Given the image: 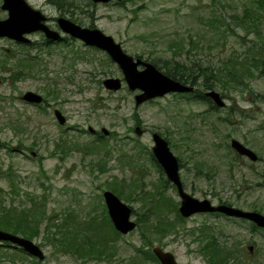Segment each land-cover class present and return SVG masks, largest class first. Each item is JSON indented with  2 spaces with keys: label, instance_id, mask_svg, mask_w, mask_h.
I'll return each mask as SVG.
<instances>
[{
  "label": "rangeland",
  "instance_id": "374dc122",
  "mask_svg": "<svg viewBox=\"0 0 264 264\" xmlns=\"http://www.w3.org/2000/svg\"><path fill=\"white\" fill-rule=\"evenodd\" d=\"M29 2L50 17L49 24L57 30V17H74L77 23L113 36L135 58H177L187 63L200 59L226 77L230 74L225 65L230 68L237 58L244 60L246 52L250 57L262 40L258 31L264 36L260 0H127L124 4L74 0L75 16L64 10L67 5L61 9L51 0ZM1 4L2 0L0 19H5L8 12ZM27 37L29 44L0 37V206H17L18 215H24L23 210L41 213L40 232L33 240L44 250L45 259L39 261L10 246L2 264H122V259L159 264L142 259L138 228L119 239L122 248L111 262L86 261L57 250L45 238L47 227L55 230L51 217L83 222L105 214L103 191H112L107 185L116 179L127 184L119 197L144 214L143 192L155 191L166 178L151 158L153 132L172 143L189 193L264 214V98L255 95L264 94V72L250 81L254 93L232 85L216 87L226 93L223 108L213 109L208 101L180 93L136 106L140 90H131L125 81L119 90L104 85L112 76L123 79L122 70L105 51L70 36L49 43L42 32ZM13 57L35 62L22 72ZM26 91L43 95L45 104L24 101L21 96ZM55 109L66 117L64 124L58 123ZM232 139L253 149L259 158L240 155L231 147ZM127 194L136 199L130 202ZM165 194L179 208L174 184H167ZM149 217L153 224L162 218L175 222L165 236L155 235L150 248L158 245L171 251L180 264H210L202 251L206 238L201 228L217 234L220 246L234 252L228 264H264V229L250 221L221 213L177 221L172 205H161Z\"/></svg>",
  "mask_w": 264,
  "mask_h": 264
},
{
  "label": "trees",
  "instance_id": "16d2710c",
  "mask_svg": "<svg viewBox=\"0 0 264 264\" xmlns=\"http://www.w3.org/2000/svg\"><path fill=\"white\" fill-rule=\"evenodd\" d=\"M51 1L55 2L61 9L67 5L64 10H70L71 14L75 16L72 7L74 6V0H71V2L68 0ZM260 3L264 6V0H260ZM73 18L74 17H72V19ZM75 18L79 19L80 17ZM255 24L258 26L257 23ZM258 32L257 35L262 39L261 42H259L260 46L255 47L254 51L250 52L252 54L250 57L246 55L248 53L246 52L244 60L241 59L239 61L237 58L236 62L230 68L228 65H225L227 69H229L230 75L228 77L223 76L217 67L204 65L200 59H193L188 63L177 58L154 59L152 62L160 69H164V72L171 77L179 79L184 83L197 86L196 93L193 95L197 99L210 101L205 95L206 90L215 89L220 86L228 87L229 85L246 88L249 92L254 93L250 81L253 77L263 74L264 72V36L261 35L260 31ZM13 58L16 59L15 64L21 68L22 72L24 68L32 66L35 62V60L31 61L29 58ZM248 59H251V61ZM222 95L226 96V93L223 91ZM255 95L256 98H264V94L262 93H257ZM213 109L218 108L213 106ZM101 141L104 143L103 140ZM180 165H182L181 162ZM158 168L163 174L162 169L160 167ZM168 183L169 180L162 177L161 183L156 187L155 191L143 192L140 200L143 202L142 204L144 207L147 206L144 214L140 215L138 211L133 209V213H138L139 215L137 217V222L138 229L142 232L141 236L143 238V243L137 247V250L144 255L142 258L143 260L159 263L158 259L151 251L150 246L153 244L156 234L165 236L175 225V222L169 221L167 218H162L155 224L149 221L150 213H154L155 209L161 208V205L166 207H171L172 205L174 210L177 209L178 203H172V199L165 194ZM126 186L127 184L124 180L118 179L107 185L108 188L118 193V195H123V190ZM162 187H164V189ZM125 197L130 202L136 199V197L131 194H127ZM31 206L32 205H30V207ZM17 209L15 205L0 206V228L13 233H21L33 239L40 232L42 219H39V216L41 213L23 210L24 215H18L14 213ZM30 209H37L40 211L37 207ZM36 214L38 215L37 217ZM180 220H183V217L178 214L177 221ZM50 221L55 227V230H52V227H47L45 238L48 242L55 246L57 250L75 254L77 257L86 261L105 258L111 262L112 258L118 254L119 249L122 248L118 245V241L122 235L115 230L106 213L101 214L100 218L92 217L88 221L83 222H77L68 216L60 219L51 217ZM201 230L203 237L206 238V242L202 246V251L208 255L210 264H228L229 257L234 254V252L225 250L220 246L217 234L205 233L203 228H201ZM8 248L9 245L0 244V264L9 256ZM14 248L18 249L17 247ZM11 264L17 263L13 261ZM122 264H131V262L122 259Z\"/></svg>",
  "mask_w": 264,
  "mask_h": 264
},
{
  "label": "water",
  "instance_id": "95a60500",
  "mask_svg": "<svg viewBox=\"0 0 264 264\" xmlns=\"http://www.w3.org/2000/svg\"><path fill=\"white\" fill-rule=\"evenodd\" d=\"M93 1L108 2L110 0ZM2 9L9 11V17L0 20V36H9L18 41L29 42L25 37V33L43 30L50 39L56 40L61 37L58 31L50 29L44 23L46 16L40 10L33 8L27 0H3ZM58 23L63 31L73 37L80 38L86 44L97 46L109 53L122 69L129 88L142 90L135 97L137 105L148 99L163 96L168 92H192L194 90L193 86L164 74L155 64L141 58L135 59L132 55L126 53L121 44L117 43L112 36L105 34L99 28L81 26L64 16L58 18ZM140 65H143L144 68L140 69ZM104 85L108 89L119 90L122 87V80L118 77H109L104 80ZM207 95L218 106H225V101L216 90L208 91ZM23 99L28 102L40 103L43 97L36 92L28 91L23 95ZM55 113L59 121L64 123L66 119L62 113L59 110H56ZM141 131L140 127H137V132L140 133ZM106 133L108 132L106 131ZM153 138L155 141L153 153L156 159L164 168L169 180L178 187V192L182 198L180 212L183 216H190L196 212L219 211L230 216L247 218L264 227V214L260 212L246 211L228 204L214 205L209 199L201 200L185 191L179 174L178 158L171 151L168 141L158 133H154ZM231 145L240 154H245L252 160H257V154L240 141L233 139ZM104 197L116 229L123 234L134 230L137 223L131 219L132 208L112 191H105ZM0 240L21 246L26 252L39 259L45 257L42 248L31 239L0 229ZM153 251L162 264H180L170 251H166L159 246L154 247Z\"/></svg>",
  "mask_w": 264,
  "mask_h": 264
},
{
  "label": "bare ground",
  "instance_id": "6f19581e",
  "mask_svg": "<svg viewBox=\"0 0 264 264\" xmlns=\"http://www.w3.org/2000/svg\"><path fill=\"white\" fill-rule=\"evenodd\" d=\"M65 17V16H64ZM65 18H67V17H65Z\"/></svg>",
  "mask_w": 264,
  "mask_h": 264
}]
</instances>
